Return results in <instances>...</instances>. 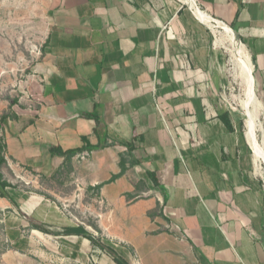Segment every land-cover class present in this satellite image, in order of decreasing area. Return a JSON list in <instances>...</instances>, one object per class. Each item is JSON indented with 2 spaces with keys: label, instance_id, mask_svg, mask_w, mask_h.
<instances>
[{
  "label": "crops",
  "instance_id": "obj_1",
  "mask_svg": "<svg viewBox=\"0 0 264 264\" xmlns=\"http://www.w3.org/2000/svg\"><path fill=\"white\" fill-rule=\"evenodd\" d=\"M193 1L31 9L39 48L18 83L29 107L1 125L0 141L12 168H74L79 188H97L92 201L111 217L98 222L101 246L66 234L78 264H117L110 251L125 264H264V189L252 171L264 163V0ZM233 52L259 91L258 139L224 103ZM50 146L82 151L65 161ZM121 157L134 164L111 181Z\"/></svg>",
  "mask_w": 264,
  "mask_h": 264
},
{
  "label": "rangeland",
  "instance_id": "obj_2",
  "mask_svg": "<svg viewBox=\"0 0 264 264\" xmlns=\"http://www.w3.org/2000/svg\"><path fill=\"white\" fill-rule=\"evenodd\" d=\"M39 1L0 0V117L3 113L22 117L24 109L29 107L28 99L18 90V83L28 74V67L38 52L39 36L33 31L35 18L31 9ZM244 53L247 59L248 54ZM228 59L224 103L238 119L242 135L245 136L252 124L258 139L263 112L262 107L255 104L253 91L258 99L259 91L254 75L252 87L248 75L245 81L241 78L236 53ZM249 152L252 156L250 147ZM1 168L3 179L11 186L7 197L0 196V264H78L76 256L68 253V227L85 224L88 231L100 239L98 225L102 221L108 225L111 217L107 207L92 201L97 188H79L74 182V168L60 167L51 174L31 173L7 164ZM252 171L264 189V163L261 175L255 171L254 163Z\"/></svg>",
  "mask_w": 264,
  "mask_h": 264
},
{
  "label": "trees",
  "instance_id": "obj_3",
  "mask_svg": "<svg viewBox=\"0 0 264 264\" xmlns=\"http://www.w3.org/2000/svg\"><path fill=\"white\" fill-rule=\"evenodd\" d=\"M90 116L93 117V115H90ZM12 119L17 120V117H12L9 113L3 114L0 117V127L2 124H4V122H6L7 120H12ZM104 146H105V144H99L96 148H87V149L88 150L99 149V148H103ZM129 149H130V147H129ZM81 151H82L81 149L63 151L59 146H50L49 147V152L51 155L63 157L65 161H67L70 157L74 156L75 154H77ZM5 163L6 162H5V159L3 157V144L0 141V196L1 197H7L6 189L11 186L7 181H5L3 179V175L1 173V167ZM133 164L134 163L132 161L128 164V161H126L124 158L121 157L120 161H119L120 172L117 175H113L111 178V181H114L117 178H119L120 176H122L125 173V171L127 170L128 166H132ZM33 229L46 232V231L40 229L39 227H33ZM66 232H67V235H79V236L87 239L88 241H90V243L92 245L101 246L99 239L95 238L92 234H90L88 231L84 230L81 227L69 228V229H67ZM110 252L114 256V260L117 264H125L120 259H117L112 251H110Z\"/></svg>",
  "mask_w": 264,
  "mask_h": 264
},
{
  "label": "bare ground",
  "instance_id": "obj_4",
  "mask_svg": "<svg viewBox=\"0 0 264 264\" xmlns=\"http://www.w3.org/2000/svg\"><path fill=\"white\" fill-rule=\"evenodd\" d=\"M189 1L191 2L192 0H189ZM190 2H189V3H190ZM210 26H211L212 29H215V28H217L219 25H218L217 23H216V24H215V23H211ZM239 50H240V49H239ZM252 100L254 101L255 99L252 98ZM251 126L253 127L252 124H251ZM254 129H255V128H254ZM250 134H251V133H250ZM249 136H250V135H249ZM250 140H252V141L255 143L256 140H255V138H254V135H251V139H250ZM252 141H251V142H252ZM255 144H256V143H255ZM256 146H257V144H256ZM258 147H259V146L256 147V148H257V151H260V152L264 155V149L261 148V147H259V148H258Z\"/></svg>",
  "mask_w": 264,
  "mask_h": 264
},
{
  "label": "built area",
  "instance_id": "obj_5",
  "mask_svg": "<svg viewBox=\"0 0 264 264\" xmlns=\"http://www.w3.org/2000/svg\"><path fill=\"white\" fill-rule=\"evenodd\" d=\"M184 1L187 3V0H184ZM192 1H193V0H192ZM193 2H194V1H193ZM194 3H195V2H194ZM198 8H199V7H198ZM199 10H200V9H199ZM211 22H212V23H215V24L217 23V22H215V21H213V20H211Z\"/></svg>",
  "mask_w": 264,
  "mask_h": 264
}]
</instances>
